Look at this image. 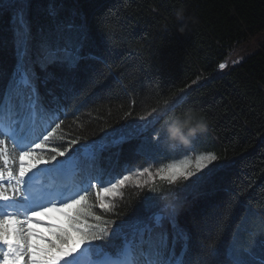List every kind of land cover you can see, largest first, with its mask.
Wrapping results in <instances>:
<instances>
[{
	"label": "trees",
	"instance_id": "obj_1",
	"mask_svg": "<svg viewBox=\"0 0 264 264\" xmlns=\"http://www.w3.org/2000/svg\"><path fill=\"white\" fill-rule=\"evenodd\" d=\"M20 7L26 9L31 29V67L44 108L34 127L40 135L45 127L50 132L55 129L43 148L34 149L49 167L52 156L56 162L77 159L83 180L92 184L103 179L109 187L110 178L129 175L151 161L163 166L187 153L217 156L197 174H207L199 183L192 184L196 177H190L170 184L155 175L148 183L123 187L109 203L111 209L100 206L106 203L103 195L98 200V190L91 188L86 202L78 206L83 208L82 220L101 223L95 220L101 216L127 226L159 213L166 219L157 231L167 232L171 247L175 230L167 217L174 215L189 237L186 264H228L226 249L232 247L248 209L264 215V42L225 74L203 79L216 72L231 51L264 32V0H27L26 5L15 4L0 10V92L7 91L17 65L12 20ZM181 9L183 16L178 18ZM70 22L87 30L84 54L100 59L82 60L71 72L59 64L42 69L37 62L41 44L63 45L75 37L64 27ZM153 108L157 111L149 116ZM188 109L206 122V130L193 139L196 151L187 146L172 150L166 123ZM54 110L62 115L59 128L51 120ZM128 132L132 138L113 143ZM8 148L15 171L18 161L13 148ZM53 149L64 155H56ZM183 244L177 240V255ZM210 244L218 248L217 255L209 253Z\"/></svg>",
	"mask_w": 264,
	"mask_h": 264
},
{
	"label": "snow or ice",
	"instance_id": "obj_2",
	"mask_svg": "<svg viewBox=\"0 0 264 264\" xmlns=\"http://www.w3.org/2000/svg\"><path fill=\"white\" fill-rule=\"evenodd\" d=\"M26 3L27 0H2L0 10ZM12 22L17 65L7 91L0 92V116H4L5 110L8 113L7 118L0 121V264H186L184 256L188 249L189 237L179 228L174 215L167 217L175 230L171 247L167 232L157 231L163 228L166 219L159 213L147 221L137 219L127 226L123 223L116 224L115 220L109 222L101 216H95V220L101 223L89 224L82 220L83 208L78 206L86 202L89 188L99 187L104 194L114 195L115 189L129 180L131 172L116 182H112L110 178L107 181L110 187L104 186L103 179L98 180L96 184H89L87 188L81 189L83 195L75 193L72 196H64L63 193L37 191L34 177L38 172H33V169L48 161L43 156L34 154V148H43L44 142L49 140L55 129L44 136L41 143H35L26 133L24 126L39 117L44 108L35 83L36 73L31 67V29L24 7L15 9ZM64 27L70 33L75 32L76 36L67 38L63 45L43 42L37 57L42 69L59 64L71 72L82 60L100 59L91 53L83 52L84 43L88 39L84 25L76 26L70 22ZM224 67V64H220V68ZM156 111L153 108L149 116ZM140 119L144 120L145 117ZM56 127L59 128L60 125L57 124ZM132 136L133 133L128 132L113 143H123ZM8 142H11L14 150V160L18 161L15 171L10 167ZM53 151L58 156L64 155L59 149ZM51 160H56V156H52ZM215 160L217 156L209 152L196 158L194 169L190 161H183L170 163L166 168L161 167L155 175L166 179L170 184H175L178 179L189 180L190 177H196L191 183L197 184L207 175L197 173ZM64 162L57 161L52 167ZM145 173L149 177L153 176L147 167L136 169L137 176H143ZM5 179L7 184L3 182ZM97 199L102 200L99 193ZM57 203L61 205L59 208L56 207ZM100 206L104 209L113 207L103 202ZM53 211L63 213L65 223L59 227L49 225L48 234L31 227L34 217L45 216ZM112 224H115V227H111ZM177 240L184 241L179 255L175 252ZM209 253L218 254L215 244L209 245ZM225 258L228 264H250L249 258L255 259L250 248L235 252L231 247L226 249ZM259 264H264V259H260Z\"/></svg>",
	"mask_w": 264,
	"mask_h": 264
},
{
	"label": "rangeland",
	"instance_id": "obj_3",
	"mask_svg": "<svg viewBox=\"0 0 264 264\" xmlns=\"http://www.w3.org/2000/svg\"><path fill=\"white\" fill-rule=\"evenodd\" d=\"M264 42V32L260 33L257 35L255 38L252 40L241 44L238 48L234 49L231 51V54L229 57L222 63L225 65L224 68L218 67L216 72L212 73L208 77L204 78L203 81L213 79L215 77L221 76L225 74L227 71H229L231 68H233L235 65L239 64L242 62L245 58H247L249 55L254 53L258 47V45L262 44ZM161 127V125L159 126ZM192 151H196V146L195 143L192 142L187 145ZM206 155L207 153H187L183 157L173 160L170 163H180L183 161H190L191 166L194 169L195 167V161L196 158L199 155ZM55 163V160L53 161ZM167 163L163 166H158L154 161H151L150 164L148 165L147 168H149L150 172L153 173L152 177H149L147 173H145L143 176H137L136 171H133L132 174L130 175V178L128 181H125V184L123 186H118L115 189V194H104L103 193V200L106 203H110L112 198L115 197L120 193V190L125 187L126 185L134 182H140L143 181V183H148L150 180H152L155 177V173L157 169L161 167H167ZM42 165H46V163H43ZM209 165V164H208ZM145 168V167H144ZM56 169V166H55ZM143 169V168H139ZM203 170V169H202ZM198 174V173H197ZM68 211V210H65ZM65 216L63 213L60 212H49L45 216H39V217H34V221L32 222V227L37 229L39 232L47 233L46 227L51 224L54 221H57L59 223H65ZM39 221V223H37ZM54 222V223H57ZM235 252H240L242 249L250 248L255 259H250V264H259L260 259H264V215L261 213H256L252 207L248 209V213L246 214L240 228L237 230V233L235 235L233 245L231 247Z\"/></svg>",
	"mask_w": 264,
	"mask_h": 264
},
{
	"label": "clouds",
	"instance_id": "obj_4",
	"mask_svg": "<svg viewBox=\"0 0 264 264\" xmlns=\"http://www.w3.org/2000/svg\"><path fill=\"white\" fill-rule=\"evenodd\" d=\"M182 16L183 10H178L177 17L182 18ZM193 113V109H188L166 123L165 132L170 149L189 145L197 134L206 130V122Z\"/></svg>",
	"mask_w": 264,
	"mask_h": 264
}]
</instances>
